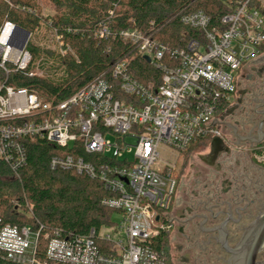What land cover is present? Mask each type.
<instances>
[{
	"label": "built area",
	"instance_id": "2783aa9c",
	"mask_svg": "<svg viewBox=\"0 0 264 264\" xmlns=\"http://www.w3.org/2000/svg\"><path fill=\"white\" fill-rule=\"evenodd\" d=\"M181 21L200 33L173 51L179 58L175 65L163 59L168 46L137 28L121 32L163 72L159 86L145 85L125 62L117 64L113 74L120 90L131 96L129 101L118 98L115 84L106 78L88 83L57 103L45 102L25 88L6 87L4 92V85L0 88V157L12 161L14 167L25 159L19 142L24 136L46 138L64 147L82 140L88 153H103L123 162L97 166L72 155L52 161L53 167L60 164L98 178L114 194L103 203L121 216L113 227L117 235L105 231V226L99 236L113 242L116 253L98 250L94 230L91 236L73 240L56 231L51 237L46 235L49 241L43 259L39 231L29 225H6L0 228V257L20 264L165 263L164 251L156 245L170 229L167 218L176 186V163L163 161L160 148L164 145L181 153L200 139L222 137L213 124L219 118L217 110L234 100L241 69L264 53V0H236L232 10L215 22L201 9L183 15ZM8 25L15 28L7 22L0 34V66L9 72L6 64L10 62L24 70L31 62L28 41L18 31L4 43L1 37ZM108 33V26H103L101 36ZM32 114L34 119L21 124L4 122ZM129 137L136 139L134 146L127 143ZM132 150L134 158L130 159L127 154Z\"/></svg>",
	"mask_w": 264,
	"mask_h": 264
},
{
	"label": "trees",
	"instance_id": "16d2710c",
	"mask_svg": "<svg viewBox=\"0 0 264 264\" xmlns=\"http://www.w3.org/2000/svg\"><path fill=\"white\" fill-rule=\"evenodd\" d=\"M236 0H0V34L11 22L37 36L42 28L55 32L63 45L56 49L42 48L33 41L27 45L31 62L24 70L8 62L7 72L0 66V88H25L38 94L45 102L57 103L68 99L88 83L106 78L116 86L117 97L129 101L131 96L120 90L119 79L113 71L125 62L128 71L145 85L159 86L163 72L144 58L136 44L125 40L121 32L137 28L144 35L168 46L164 61L178 64L173 54L199 35L200 30L186 26L181 17L204 10L213 21L230 12ZM52 5L55 13L44 16L43 4ZM107 25L109 33L100 34ZM74 50L79 59L71 56ZM59 69V70H58ZM41 72V73H40ZM227 103L218 108L221 113ZM34 115L7 119L9 124H21ZM106 133V131H104ZM25 157L21 165L0 157V228L6 225L32 226L40 232L39 256L44 259L49 237L56 231L62 237L95 233V245L101 253H116L113 242L99 236L105 226H111L117 212L103 203L114 194L98 178L79 173L73 168L52 166L56 158L68 155L83 157L99 166L102 163L123 164L103 153H88L84 142L61 146L46 138L24 136L19 139ZM211 138L200 139L181 152L183 157L195 144L208 146ZM14 161V160H13ZM167 235H161L156 248L166 250ZM0 264H20L0 257ZM50 264H73L51 261Z\"/></svg>",
	"mask_w": 264,
	"mask_h": 264
},
{
	"label": "flooded vegetation",
	"instance_id": "af4514ba",
	"mask_svg": "<svg viewBox=\"0 0 264 264\" xmlns=\"http://www.w3.org/2000/svg\"><path fill=\"white\" fill-rule=\"evenodd\" d=\"M224 115L222 149L211 153L209 144L187 167L175 165L164 264H234L224 243L235 247L264 212V53L241 69ZM257 261L264 264V250Z\"/></svg>",
	"mask_w": 264,
	"mask_h": 264
},
{
	"label": "water",
	"instance_id": "95a60500",
	"mask_svg": "<svg viewBox=\"0 0 264 264\" xmlns=\"http://www.w3.org/2000/svg\"><path fill=\"white\" fill-rule=\"evenodd\" d=\"M14 27L23 32L25 35V41L31 35V32L14 25ZM22 47V46H21ZM144 58L151 62V58L145 55ZM232 109L228 110V113ZM227 115V113H226ZM225 118V115L220 118H216L213 122L214 125L220 126L221 121ZM235 136L239 139L242 138L238 133L236 128ZM225 145L224 138L214 137L210 143L211 153H218L222 147ZM224 246L232 253V259H234V264H261L257 261L258 254L264 250V212H261L246 228L244 235L242 236L239 243L233 247L228 248L225 243Z\"/></svg>",
	"mask_w": 264,
	"mask_h": 264
},
{
	"label": "rangeland",
	"instance_id": "374dc122",
	"mask_svg": "<svg viewBox=\"0 0 264 264\" xmlns=\"http://www.w3.org/2000/svg\"><path fill=\"white\" fill-rule=\"evenodd\" d=\"M55 13L52 5L45 3L43 4V14L44 16H51ZM2 38V37H1ZM28 43L33 41L34 43L38 44L39 46H41L42 48H47V49H56L59 46H61V41L60 39L57 37V35L55 34V32H53L52 30L48 29L47 27L42 28V31L40 32V34H38L37 36L31 37V35L29 36V38L27 39ZM71 56L75 59H79L78 54L73 50L71 52ZM59 70V69H58ZM41 73V72H40ZM247 83H243V85L245 86ZM108 136H110L111 138H114L115 136L110 133V131H107ZM127 143L129 145L134 146L136 143V139L129 137L127 139ZM196 146H193L191 151H188L187 154L183 157V154L179 153V151L177 150H172L169 147H166L164 145L161 146L160 148V152L162 155V159L163 161H168V162H172V163H176L177 164V168H179L180 166H182V168L187 167V163H189L190 159L192 157L193 154L197 153V152H203L207 149H209L207 146H204V144H195ZM128 157L130 159L134 158V153L133 150L130 151L128 154ZM183 163V165H182ZM160 166H165L163 165V163ZM179 170V169H178ZM178 170L177 173H178ZM121 216L119 215L118 212H115L113 215V224L111 226H107L105 227V231H108L110 233H112L113 236L117 235L115 230L113 229V227H116V224L120 221Z\"/></svg>",
	"mask_w": 264,
	"mask_h": 264
},
{
	"label": "bare ground",
	"instance_id": "6f19581e",
	"mask_svg": "<svg viewBox=\"0 0 264 264\" xmlns=\"http://www.w3.org/2000/svg\"><path fill=\"white\" fill-rule=\"evenodd\" d=\"M19 30H17L16 28H12L11 25H8L7 28L5 29L3 35H2V38L1 40L4 41V43L12 37V34H16ZM21 32V31H20ZM25 35L23 32H21V38H24Z\"/></svg>",
	"mask_w": 264,
	"mask_h": 264
},
{
	"label": "crops",
	"instance_id": "0c3cea01",
	"mask_svg": "<svg viewBox=\"0 0 264 264\" xmlns=\"http://www.w3.org/2000/svg\"><path fill=\"white\" fill-rule=\"evenodd\" d=\"M251 63V62H250ZM249 64V63H248ZM248 64H246V65H248Z\"/></svg>",
	"mask_w": 264,
	"mask_h": 264
}]
</instances>
